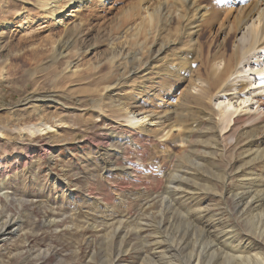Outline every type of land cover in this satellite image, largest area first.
<instances>
[{"label":"rangeland","instance_id":"374dc122","mask_svg":"<svg viewBox=\"0 0 264 264\" xmlns=\"http://www.w3.org/2000/svg\"><path fill=\"white\" fill-rule=\"evenodd\" d=\"M163 1L90 0L55 27L41 0H0V264H261L264 124L165 140L217 115L200 89L233 44L219 25L185 33L204 10ZM127 113L163 126L139 133Z\"/></svg>","mask_w":264,"mask_h":264},{"label":"bare ground","instance_id":"6f19581e","mask_svg":"<svg viewBox=\"0 0 264 264\" xmlns=\"http://www.w3.org/2000/svg\"><path fill=\"white\" fill-rule=\"evenodd\" d=\"M41 1L43 8L48 10V12L49 10L51 11L54 21L53 26L63 25L66 27L68 18H70V16H75L79 10L85 8L90 0H69L64 4H60L58 0ZM99 1L101 3H107V0ZM232 1L229 2L228 5H225L226 9L223 10L225 11L223 14L222 10H216L215 13L207 12L200 4L197 6V3H199L197 0H188L189 8H191L193 14L200 15L203 10L204 12L200 22L191 19L192 16H184V32L193 36L203 25L207 27L219 25V35L227 42L225 44L226 46L229 43L233 44V51L232 55L228 58L222 56L223 53L218 55L220 61H217V63L213 64L211 67L209 66L207 76L203 80L200 89L202 93L201 97L210 102V104L214 101H219L217 104V115H212L203 111L201 119H194L191 127H182L179 125L171 126L168 131L167 128L162 129L161 132L164 133L163 137H165V140L172 136L173 127H177L176 130L180 134L182 144L191 142L195 135L198 133L201 134V127L203 124H206L205 120L207 119L210 125H212V129H216L217 132L220 129L218 137L221 138V140L226 139V136L234 131L233 126L239 124L247 126L264 124V0H236V4ZM244 1H247V3ZM167 2L168 0L166 2L163 1V6L160 5L159 9L161 12H163L165 7L164 4H167ZM55 9H59V12L55 13ZM145 10L148 11L150 17L154 16L156 19L154 11L151 12L149 7ZM145 15L148 14L146 13ZM13 25V22L6 23L7 27H12ZM249 55H253L254 57L252 60L255 61H252L253 65L249 67L246 65L243 67L242 64L247 60ZM59 56H63L62 53L59 54ZM241 67L244 69L242 70ZM126 120L130 128L139 133L145 132L147 134L151 127L157 126L158 129H160L159 127L163 126L161 121L152 120L145 114H137L136 116L135 114L127 113ZM34 127L40 132L51 130V127L46 126L44 123H40L39 126ZM146 134H143V140L141 139L142 142H146ZM134 140V138L129 139V141L133 142ZM138 146L141 147V144ZM255 153L264 156V149L255 151ZM262 194V197H264V190H262L260 195ZM216 251L220 250L209 243L208 252L210 255L216 256ZM218 255L220 254L218 253ZM187 257L190 256L187 255ZM256 258L261 261V264H264V254H255V256L251 257L254 261Z\"/></svg>","mask_w":264,"mask_h":264}]
</instances>
